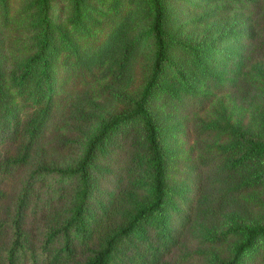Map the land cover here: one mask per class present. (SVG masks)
<instances>
[{
    "label": "rangeland",
    "instance_id": "374dc122",
    "mask_svg": "<svg viewBox=\"0 0 264 264\" xmlns=\"http://www.w3.org/2000/svg\"><path fill=\"white\" fill-rule=\"evenodd\" d=\"M49 1L53 25L44 30L41 0H0V169L21 154L28 123L50 95L48 115L29 143L26 162L12 179L0 180L7 204L15 201L19 187L36 182L40 209L27 224L33 245L41 241L44 220L53 219V209L69 204L72 188L57 172L80 161L102 123L131 111L155 57L153 9L147 0ZM162 1L165 31L180 44L198 46L235 32L230 35L234 39L220 45L234 54L225 72L236 76L231 89L212 90L207 107L172 117L165 115L161 99L150 104L159 122L178 124L168 140L170 185L179 184L186 173L191 177L189 166L208 161L201 170L192 221L162 264H220L235 257L250 229L264 225V155L234 162L249 144L264 142V0H256L259 13L253 0ZM44 31L51 94L44 90L40 70H32L40 60L30 59ZM167 58L164 80L182 73L187 83L194 81L186 47L170 46ZM123 135L92 170L96 196L101 197L102 186L112 188L119 179L129 197L149 204L146 169L128 171L131 160L146 158L141 124H131ZM41 172L52 175L37 177ZM253 244L250 256L245 248L239 252L242 264H264V238Z\"/></svg>",
    "mask_w": 264,
    "mask_h": 264
},
{
    "label": "trees",
    "instance_id": "16d2710c",
    "mask_svg": "<svg viewBox=\"0 0 264 264\" xmlns=\"http://www.w3.org/2000/svg\"><path fill=\"white\" fill-rule=\"evenodd\" d=\"M41 1L44 4L41 8L43 27L47 30L53 25L50 12L53 9L49 0ZM147 2L153 9L150 27L155 57L150 77L139 97L129 113L112 116L101 124L95 135L88 140L87 148L77 164L57 172L66 178L67 185L72 188L71 197L66 208H54L53 219L44 220L40 232L42 239L37 245H33V234L27 228L28 221L40 209L36 182L19 187L15 201L11 204L6 202V191L0 192V264H162L163 259L178 247L192 221L194 199L199 190L198 185L202 182L201 170L208 161L202 160L201 165L189 166L191 177L186 173L183 181L170 185L168 161L171 150L168 149V140L175 128L178 129V124L165 125L159 122L150 104L153 100L161 99L168 111L165 115L172 117L174 112L179 114L204 109L211 102L212 90L220 92L231 89L236 76L233 70L232 77L225 72L227 59L233 58L234 54L220 45L223 41L225 43L234 39L235 35H230L235 32L227 31L222 33L220 41L198 46L180 44L177 40L173 41L165 31L163 1ZM252 2L259 13L260 4L256 0ZM48 44V34L44 31L38 51L30 59L40 60L32 70H40L44 90L51 94L53 82L50 81L51 70H48L45 52ZM175 44L186 47L192 55V83H187L182 73L175 80L163 79V65L168 59V50ZM48 96L41 112L28 123V140L21 154L2 164L0 180L12 179L26 162L29 143L42 130L48 115ZM135 122L141 124L147 154L144 162L141 158L134 159L135 162L131 160L128 171L131 174L146 169L145 184L151 202L144 204L129 197L126 187L123 189V185L119 184V179L113 181L112 188L102 186L99 191L101 197L96 196L98 189L94 185L96 177L92 170L97 166L98 157L114 146L116 138L123 139L124 130ZM254 155H264V142H252L234 162L240 164L242 160ZM43 171L52 173V170ZM48 173H38L37 177L52 175ZM127 204L129 208H126ZM258 237L264 238V225L250 229L245 244L237 248L235 257L220 264H242L239 252L245 248V253L250 256L253 242Z\"/></svg>",
    "mask_w": 264,
    "mask_h": 264
}]
</instances>
